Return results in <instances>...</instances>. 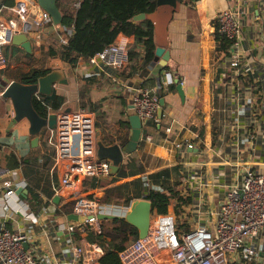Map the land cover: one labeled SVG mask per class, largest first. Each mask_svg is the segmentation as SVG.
Masks as SVG:
<instances>
[{"label": "crops", "instance_id": "0c3cea01", "mask_svg": "<svg viewBox=\"0 0 264 264\" xmlns=\"http://www.w3.org/2000/svg\"><path fill=\"white\" fill-rule=\"evenodd\" d=\"M1 1L0 14L5 18L17 17L15 9L2 5ZM78 1L63 0L61 3L67 6V3ZM229 6L242 12L241 59L242 64L251 63V73H240L232 68L233 53L232 58H228L216 41V18ZM145 19L138 17L133 22L141 24ZM63 28L61 25H48L28 33L32 54L16 45L5 49L8 67L0 71V164L11 171L9 178L16 194L19 188L27 189L28 180L20 166L9 168L6 165L10 155L18 160L35 159L37 168L29 171V178L42 177L50 181L48 186L56 185L51 204L38 210L30 207L27 214L32 215L26 217L9 208L4 197L6 190L0 180V234L4 229L26 232L32 239L27 249L40 263L44 258L67 262L71 259L73 247L68 227L77 223L69 221L68 217L74 213L76 196L95 194L102 198L107 188L177 167H184L190 179L189 191L184 190L183 194L190 191L197 193L196 202L200 200V192L204 195L203 206H190L185 208L186 211L198 218L208 217L207 221L196 222L195 225L202 224L213 229L223 201V186L235 181L242 173L241 169L233 167L238 149L243 150L241 159L244 162H250L249 152L253 150L256 153L255 162L264 163V0H200L195 6L194 18H190L189 7L182 4L169 24L155 22L156 49L162 47L170 53L167 62L160 59L166 66L147 65L143 51L136 47L134 38L124 35L119 36L118 41L127 42L130 50L135 49L139 55L123 71L96 65L91 58L84 56H78L75 68L56 64L55 68L64 70L68 79L67 85H56L57 96L66 100L56 114L67 112V109L92 113L97 139L99 137L106 145L119 144L124 150L123 164L128 158H133L142 167L138 176L113 183L112 178L101 180L105 187L90 191H85L87 179L78 178L75 195L62 185L68 163L56 160L51 144L50 151L43 146V136L46 134L50 139L52 132L43 130L38 143L33 145L34 137L30 135L28 121L23 120L10 127L14 110L11 102L2 96L4 89L12 81H19L23 73L45 67L47 40L52 36L58 39L65 37L64 31H61ZM71 29L67 28V32ZM68 52L67 46L60 44L58 53ZM167 74L172 75L175 84L176 80L182 84L184 97L180 96L176 86L175 92L164 97L163 116L158 125L161 129L154 128L152 122L143 126L134 112L132 95L137 88L154 87V79L166 85ZM168 128L172 129L171 133H166ZM189 145L193 148L189 149ZM36 172L40 175H35ZM184 176L181 179L185 180ZM201 176L206 184L203 190L198 183ZM41 187L46 186L41 184ZM18 196L25 202L24 197ZM57 197L59 201L56 203ZM207 205L209 208H206ZM125 207L103 205V210L108 215L118 216L124 213ZM259 245L255 264H264V233ZM242 261L241 253H237L229 256L227 264H242Z\"/></svg>", "mask_w": 264, "mask_h": 264}, {"label": "built area", "instance_id": "2783aa9c", "mask_svg": "<svg viewBox=\"0 0 264 264\" xmlns=\"http://www.w3.org/2000/svg\"><path fill=\"white\" fill-rule=\"evenodd\" d=\"M17 17L5 18L0 14V71H5L8 62L5 49L13 46V39L20 34H28L33 29H42L55 25L51 16L42 10L36 1L16 0L13 7ZM1 12V10H0ZM217 33L232 42L234 60L230 63L240 73L252 71L251 63L242 64L243 20L239 9L229 6L216 18ZM61 44L67 45L72 29ZM92 63L115 71H123L130 64V47L125 41H117L91 58ZM171 74H167L166 85L173 84ZM39 97V96H37ZM135 114L143 126L153 122L160 124V87H140L132 95ZM264 113V110H263ZM264 116V115H263ZM50 144L56 152V160L65 161L69 167L63 178V187L75 195L78 178L109 180L111 164L97 155V132L93 114L86 111L60 112L57 114L55 130L51 131ZM172 129H166L171 133ZM148 140H151L148 137ZM254 142L256 140H253ZM189 149L193 145L188 146ZM236 153L233 167L242 173L232 183L224 185L223 201L218 208L217 217L210 229L198 225L188 233H177L176 216L173 213L153 215L147 236L131 242L119 254L122 264H227L231 255L241 253L242 264H255L259 256V243L264 233V163H257L256 153L249 152L250 162L241 159L242 149ZM11 171L0 165V180L9 208L18 214L29 217L30 209L14 191L9 176ZM201 190L206 186L203 176L198 180ZM196 205L205 204L204 195L199 193ZM130 206L123 209L124 217ZM74 213L79 216H92L85 225L100 232L99 214H106L99 198L91 199L78 195L75 197ZM37 222L36 219H32ZM80 223L68 227L70 234L80 229L84 239L79 245L72 242V256L67 262L53 258H44L40 263L34 253L26 248L31 237L26 232L2 230L0 234V264H99L104 250L98 243L85 240L86 231Z\"/></svg>", "mask_w": 264, "mask_h": 264}, {"label": "trees", "instance_id": "16d2710c", "mask_svg": "<svg viewBox=\"0 0 264 264\" xmlns=\"http://www.w3.org/2000/svg\"><path fill=\"white\" fill-rule=\"evenodd\" d=\"M199 1L178 0L177 8L182 4L187 5L190 18H194L195 6ZM61 2L58 3V8L63 16L61 26L72 28V34L66 45L69 52L59 54L60 39L56 36L50 37L47 40L48 53L45 67L42 69L35 68L28 73H23L19 77V82L26 85L36 84L39 78L56 69V64L75 68L78 56L92 58L116 42L121 35L133 37L136 47L142 49L147 65L153 63L156 51L155 22H162L155 14L157 0H80L75 3H67V6H63ZM15 3L16 0L1 1L2 5L10 8L14 7ZM141 14H145L146 19L141 24H135L133 22L134 18ZM216 41L220 44V48L225 55L231 59L232 42L218 33L216 34ZM138 55L135 49L130 50V61L136 59ZM164 70L168 69L164 68ZM152 84L156 88L160 87V99L169 93L175 92L177 86L175 83L166 86L164 82L156 79L152 81ZM65 101L62 96H57L55 100L51 101L40 95L39 98L34 97L33 105L40 116L47 117L49 113H56L61 110ZM151 124L154 128L161 129L158 124L153 122ZM42 143L46 150H51L49 137L46 134L43 136ZM6 161L9 168L16 166L22 168L24 176L28 180V195L25 202L32 210H38L51 204L55 197L53 188L56 184L48 186L50 181L42 177H35L33 180L29 178V171L33 172L32 169L37 168L35 159L29 157L18 160L14 155H10ZM47 164L48 161L44 163L45 166ZM141 169L142 167L139 166L137 160L128 158L119 173L111 176L112 183L138 176ZM180 169L182 168L162 170L145 178H137L107 188L104 191V196L99 200L103 205L120 207L130 206L136 200H148L153 205L154 215H166L172 212L176 216L177 233H188L192 227L189 220L187 218L183 220V218L186 216L190 218L191 213L187 212L185 208L195 207L198 203V201L196 202L198 194L193 191L183 194L178 189L179 183L174 185L172 174L178 173ZM37 174L40 175L36 172L35 175ZM86 181L85 191L105 187L102 181L96 179L88 178ZM41 184L46 187H41ZM89 198L97 199L98 197L93 194ZM107 223L110 225V229H104L103 224ZM82 228H85L86 231L85 240L89 243H98L104 250L99 264H122L119 254L129 245L131 240L139 239L138 231L128 225L122 218L101 221L100 232L89 225H84ZM71 238L75 245H79L80 241L84 239L80 229L72 233Z\"/></svg>", "mask_w": 264, "mask_h": 264}, {"label": "water", "instance_id": "95a60500", "mask_svg": "<svg viewBox=\"0 0 264 264\" xmlns=\"http://www.w3.org/2000/svg\"><path fill=\"white\" fill-rule=\"evenodd\" d=\"M38 6L48 13L55 25L60 26L63 23V16L58 8V3L63 0H36ZM178 7V0H157L155 14L166 24H169L173 18ZM144 19L145 14H141L136 19ZM134 18V19H135ZM13 45L20 46L28 54H32V45L26 34H20L14 37ZM170 59V53L162 47H158L155 51V59L152 67L156 64L166 66L162 63ZM68 79L66 78L65 72L62 69H54L46 76L38 79L36 84L26 85L19 81H12L3 91L2 96L4 99L9 100L14 110V116L11 121V126L26 120L30 124L29 132L34 137L33 145H36L39 141V136L43 130L48 129L50 131L55 130L57 122V114L49 113L47 117H42L35 110L33 101L36 96H44L49 100H55L57 97L56 85H67ZM177 90L180 96L184 97L182 84L179 80H176ZM160 110L158 111V117L161 119L163 116V107L165 106L164 98L160 99ZM67 112H70L67 109ZM137 117V116H136ZM138 118V117H137ZM139 119V118H138ZM140 121V119H139ZM141 123V121H140ZM142 125V123H141ZM97 155L101 160H106L111 164V174L117 175L124 162V150L119 144L106 145L99 137L97 139ZM17 194L27 198L28 190L19 188ZM102 196V194H101ZM59 198H55L57 203ZM153 205L148 200H136L130 205V210L125 214L124 217L99 214L98 219L114 220L122 218L124 221L135 228L138 231L139 239H143L147 236L152 218H153ZM92 216H79L75 213L71 214L68 219L71 222H77L81 225H85L88 220H91ZM26 248L28 246L26 245Z\"/></svg>", "mask_w": 264, "mask_h": 264}, {"label": "rangeland", "instance_id": "374dc122", "mask_svg": "<svg viewBox=\"0 0 264 264\" xmlns=\"http://www.w3.org/2000/svg\"><path fill=\"white\" fill-rule=\"evenodd\" d=\"M228 124V123H227ZM218 150V149H217ZM190 171V170H189ZM187 172V170L183 167L182 169H180V171L178 172V173H173L172 174V177H173V180H172V182L174 183V185L176 184V183H179V186H178V189L179 190H181V192H183L184 193V190H188L187 188H188V184H189V181H190V179H189V177H187L188 175H186V174H188V173H186ZM182 173V174H181ZM192 173V172H191ZM191 173H189V175L191 174ZM183 175H185L184 177H186L185 178V180L184 179H181V176H183ZM229 179V178H228ZM221 200H222V198H221ZM216 206H218V203H216ZM116 208H118V207H116ZM206 208H209L208 207V205L206 206ZM109 211V210H108ZM187 214V213H186ZM190 218H188L187 216L185 217V218H183V220L184 219H188L189 220V223H190V225H191V227H192V229H193V227L194 226H196L195 224H196V222H204V221H207V219H208V217H205L204 216V218L202 217V216H200V218H198V217H196L195 215H191L190 214ZM102 227V226H101ZM103 227H104V229H110V225L107 223V224H103ZM133 240H131L130 242H129V244L132 242Z\"/></svg>", "mask_w": 264, "mask_h": 264}]
</instances>
